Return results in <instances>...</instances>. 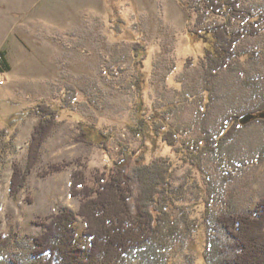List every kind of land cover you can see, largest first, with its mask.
Segmentation results:
<instances>
[{
	"label": "rangeland",
	"instance_id": "obj_1",
	"mask_svg": "<svg viewBox=\"0 0 264 264\" xmlns=\"http://www.w3.org/2000/svg\"><path fill=\"white\" fill-rule=\"evenodd\" d=\"M201 1L0 0V52L7 53L6 64L0 63V128L10 132L9 148L0 156V236H11L7 261L33 264L34 240L44 231L36 222L80 208L70 193L78 164L94 185L96 174L113 169L123 147L144 148L148 161L170 156L176 166L172 189H180L182 204L200 223L207 201L221 213L255 210L264 198V115L247 117L217 153L205 152L197 165L176 155L154 128L152 114L166 111L168 126L182 138H216L228 116L264 108V31L244 37L237 46L241 56L214 79L210 95L206 90L204 47L191 33L222 19L203 8L201 23L186 9ZM240 2L264 16V0ZM39 101L60 108L59 123L26 188L12 197L13 164L27 163ZM87 127L106 144L81 141ZM63 162L74 164L40 175ZM74 227L78 243L87 246L83 220ZM205 236L201 227L173 256L151 262L132 256L128 264H207Z\"/></svg>",
	"mask_w": 264,
	"mask_h": 264
},
{
	"label": "trees",
	"instance_id": "obj_2",
	"mask_svg": "<svg viewBox=\"0 0 264 264\" xmlns=\"http://www.w3.org/2000/svg\"><path fill=\"white\" fill-rule=\"evenodd\" d=\"M203 8L222 19L191 33L194 42L204 47L200 63L210 95L214 79L223 70L232 68L241 56L238 44L244 37L264 31V16L244 9L240 0H202L194 6L188 4L186 9L191 14L196 12L203 23L206 17L201 14ZM6 54L4 50L0 52V63L6 64ZM33 110L39 122L31 134L25 167L18 162L13 164L12 197L26 188L40 162L43 146L59 123L60 108L47 101L37 102ZM164 112L152 114L158 135L182 160L197 165L205 152L217 153L220 146L247 123V117L261 119L264 108L228 116L218 138L207 136L191 140L182 138L177 129L168 126ZM81 133V141L97 144L99 140V144H106V140L97 139L94 128H81ZM9 145V130L0 128V156ZM76 163H80L79 160ZM72 164L74 162L51 164L40 175L56 174ZM77 167L71 177L70 193L80 199V208L76 213L65 210L36 222L44 231L34 240L33 264H128L132 256L142 262L159 261L182 251L201 227L206 233L207 264H264V198L255 210L232 209L221 213L214 212L207 201L200 223L182 204L178 196L180 189H172L170 181L176 166L170 156L148 161L144 148L136 152L123 147L113 169L96 174L94 185L88 182L82 165ZM78 218L85 225L83 236L87 246L77 241L74 224ZM221 235L224 238H220ZM10 242L11 236H0V264H10L9 261L19 264L12 257L8 261L4 257Z\"/></svg>",
	"mask_w": 264,
	"mask_h": 264
}]
</instances>
